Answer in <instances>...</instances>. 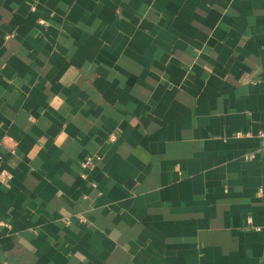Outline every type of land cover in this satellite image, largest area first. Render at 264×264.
I'll return each mask as SVG.
<instances>
[{
    "label": "crops",
    "instance_id": "obj_1",
    "mask_svg": "<svg viewBox=\"0 0 264 264\" xmlns=\"http://www.w3.org/2000/svg\"><path fill=\"white\" fill-rule=\"evenodd\" d=\"M262 131L264 0H0V264H264Z\"/></svg>",
    "mask_w": 264,
    "mask_h": 264
},
{
    "label": "built area",
    "instance_id": "obj_2",
    "mask_svg": "<svg viewBox=\"0 0 264 264\" xmlns=\"http://www.w3.org/2000/svg\"><path fill=\"white\" fill-rule=\"evenodd\" d=\"M258 138H259V143H260V148L262 150H264V131L260 132L259 135H258ZM111 140L113 141L114 139L111 137ZM249 158V157H248ZM250 159V158H249ZM100 161V158L99 157H95V158H87L83 163H82V168H88V167H92L94 166V164L96 162H99ZM263 193V190L260 189L258 191V194L261 195ZM248 223H250V221L248 220ZM256 231H259L260 229L259 228H255Z\"/></svg>",
    "mask_w": 264,
    "mask_h": 264
}]
</instances>
